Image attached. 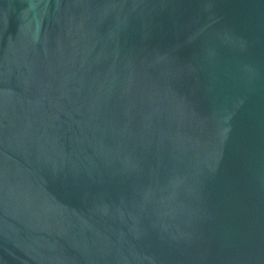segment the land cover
I'll use <instances>...</instances> for the list:
<instances>
[{"label": "water", "instance_id": "1", "mask_svg": "<svg viewBox=\"0 0 264 264\" xmlns=\"http://www.w3.org/2000/svg\"><path fill=\"white\" fill-rule=\"evenodd\" d=\"M0 264H264V0H0Z\"/></svg>", "mask_w": 264, "mask_h": 264}]
</instances>
